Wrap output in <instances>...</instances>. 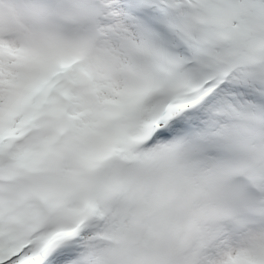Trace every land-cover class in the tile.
Listing matches in <instances>:
<instances>
[{"label":"snow or ice","instance_id":"6c2138e0","mask_svg":"<svg viewBox=\"0 0 264 264\" xmlns=\"http://www.w3.org/2000/svg\"><path fill=\"white\" fill-rule=\"evenodd\" d=\"M0 264H264V0H0Z\"/></svg>","mask_w":264,"mask_h":264}]
</instances>
